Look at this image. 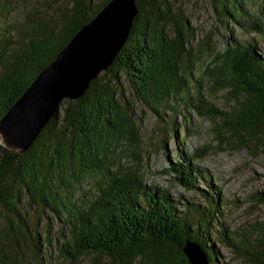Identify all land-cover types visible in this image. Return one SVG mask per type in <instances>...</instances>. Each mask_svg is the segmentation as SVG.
Instances as JSON below:
<instances>
[{"label": "trees", "instance_id": "16d2710c", "mask_svg": "<svg viewBox=\"0 0 264 264\" xmlns=\"http://www.w3.org/2000/svg\"><path fill=\"white\" fill-rule=\"evenodd\" d=\"M108 1L72 0L49 26L30 19L36 12L26 15L21 33L27 36L26 27H32L33 36L28 35L20 49L9 42L0 47V119ZM211 2L223 26L233 23L264 36V16L251 13L242 0ZM136 3L139 11L127 40L84 94L63 99L23 154L0 144V264H43L40 247L51 244L47 233L52 219L63 231L59 264H73L91 253L97 264H103L98 262L102 256L116 260L114 264H191L183 250L186 242L197 244L211 264L221 255L217 243L241 247L219 220L220 190L207 184L209 176L194 164L208 154L210 145L200 147L194 158L176 152L167 168V174L201 202L186 200L179 207L181 201L169 188L145 183L138 128L130 109L120 103V75L158 116L180 104L208 117L220 150L263 149L264 53L254 37H232L218 51L207 43L212 58L202 69V82L192 75L201 49L196 53L191 48L189 20L170 0ZM219 92L234 104L216 107L208 97ZM122 159L128 163L123 165ZM94 175L99 179L93 192L87 197L76 194L83 179ZM242 241L247 242L246 258L264 264V223L251 226ZM26 249L34 262L25 256Z\"/></svg>", "mask_w": 264, "mask_h": 264}, {"label": "rangeland", "instance_id": "374dc122", "mask_svg": "<svg viewBox=\"0 0 264 264\" xmlns=\"http://www.w3.org/2000/svg\"><path fill=\"white\" fill-rule=\"evenodd\" d=\"M71 2L72 0H1L0 47L9 42L11 47L20 49L27 40V36H33L32 27L25 26L27 36L21 33L29 12H36L35 15H30L31 20L40 19L49 26L56 24L63 7L71 5ZM170 2L177 13L189 20L191 28L189 40L192 43V50L197 53V49H201L197 53L198 59L192 70L193 77L198 76L199 79L205 77L202 69L212 58V54L205 47L207 43L218 51L232 37L239 41L254 37L258 47L264 53V36L249 34L244 28L233 23L223 26L218 20L211 0H170ZM242 4L251 13L258 12L264 16V0H242ZM201 42L203 45L198 46ZM120 77V103L130 109L141 139L140 151L143 156L145 183H154L160 187L169 188L170 192L181 201L179 207H182L186 200L201 202L202 200L196 197L195 193L184 190L182 185L168 175L167 168L170 162L175 161L173 159L176 152L181 155L188 152L194 158L195 154L200 153V147L210 145L208 154L203 159H196L194 164H197L200 171L202 170L209 176L207 184L212 182L214 190H220L223 200L219 220L227 226L226 233L232 236V240L241 245L239 249H236L223 243H217L221 255H217V260L213 259L211 264H252L244 255L243 250L247 242L242 241V237L246 235V231L251 226L264 223V148L260 146L258 149L242 147L222 151L213 138V121L208 117L198 115L191 108L185 110L180 104L172 105L173 111L163 110L158 116L135 97L122 73ZM208 99L220 109H227L234 104V100H228V94L224 92L210 94ZM127 161L122 159L121 163L125 165ZM98 179L99 175L84 178L79 188L77 187L76 194L83 193L84 197H87L93 192ZM46 227L43 223L41 226L43 234ZM59 228L60 223L52 219L49 233H47L51 244L45 243L40 247V253L44 256L43 264H59L63 260V257L58 255V247L63 236V231L61 232ZM64 233L66 236L65 230ZM25 256L30 261H35L29 249H26ZM95 259L94 253L83 254L73 264H97ZM100 260L98 262L103 264L116 262L107 256H102Z\"/></svg>", "mask_w": 264, "mask_h": 264}, {"label": "water", "instance_id": "95a60500", "mask_svg": "<svg viewBox=\"0 0 264 264\" xmlns=\"http://www.w3.org/2000/svg\"><path fill=\"white\" fill-rule=\"evenodd\" d=\"M136 0H109L84 24L0 119V144L26 152L63 99L75 100L105 71L129 35ZM191 264H209L197 244L183 246Z\"/></svg>", "mask_w": 264, "mask_h": 264}]
</instances>
